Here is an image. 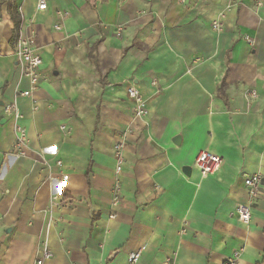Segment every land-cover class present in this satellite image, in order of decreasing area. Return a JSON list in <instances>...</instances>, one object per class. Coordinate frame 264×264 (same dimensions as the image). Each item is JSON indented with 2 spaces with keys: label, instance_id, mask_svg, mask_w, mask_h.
I'll use <instances>...</instances> for the list:
<instances>
[{
  "label": "crops",
  "instance_id": "0c3cea01",
  "mask_svg": "<svg viewBox=\"0 0 264 264\" xmlns=\"http://www.w3.org/2000/svg\"><path fill=\"white\" fill-rule=\"evenodd\" d=\"M15 11L41 61L28 97ZM13 101L20 157L2 112ZM201 151L221 159L207 178ZM251 174L262 185L246 225L236 209ZM43 245L44 264L137 252L135 264H264V0H0V264H35Z\"/></svg>",
  "mask_w": 264,
  "mask_h": 264
},
{
  "label": "built area",
  "instance_id": "2783aa9c",
  "mask_svg": "<svg viewBox=\"0 0 264 264\" xmlns=\"http://www.w3.org/2000/svg\"><path fill=\"white\" fill-rule=\"evenodd\" d=\"M125 1V0H122ZM36 8L38 11H44L47 8V0H36ZM213 30L219 31L221 28L220 21H214L211 25ZM245 41L251 44V41L246 38ZM14 55L16 57L17 65L19 67L22 77L29 81V88L19 92V96L28 97L36 89V86L40 80L39 67L41 64L40 58L36 53L35 42L32 38L22 34L18 30L15 38ZM128 97L134 102V115L142 117L146 114L145 103L135 88L131 85L127 88ZM255 93L252 91L249 96L254 97ZM3 115L10 118L13 121V133L14 142L12 146L11 155L14 157H20L23 155L24 150L27 146L26 131L18 122L21 118L17 104L15 101L7 103L2 108ZM64 129V127H62ZM123 149L124 145L122 142H117L113 146V154L115 159V175H119L122 171L123 166ZM202 178H207L215 174L221 165V159L212 155L206 151H201L197 154L194 163ZM243 185L247 191V201L245 204L239 205L236 209L238 220L242 224H248L251 218V207L254 201L258 198L262 180L259 174H251L243 176ZM120 183L118 180L114 184V196L112 201L117 204L119 201ZM56 198H53L55 200ZM51 252L46 245H43L39 257L35 264H44L51 258ZM236 257V254H235ZM235 257L228 259L224 264H234ZM140 258V253H131L127 257V264H135Z\"/></svg>",
  "mask_w": 264,
  "mask_h": 264
},
{
  "label": "trees",
  "instance_id": "16d2710c",
  "mask_svg": "<svg viewBox=\"0 0 264 264\" xmlns=\"http://www.w3.org/2000/svg\"><path fill=\"white\" fill-rule=\"evenodd\" d=\"M12 15V20L14 23L13 39H15L21 24V19L18 11H15Z\"/></svg>",
  "mask_w": 264,
  "mask_h": 264
}]
</instances>
